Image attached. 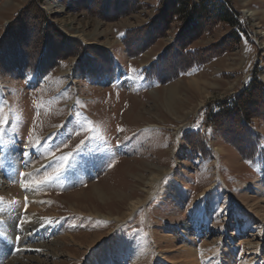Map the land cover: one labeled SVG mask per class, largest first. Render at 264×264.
I'll list each match as a JSON object with an SVG mask.
<instances>
[{
  "label": "rangeland",
  "instance_id": "obj_1",
  "mask_svg": "<svg viewBox=\"0 0 264 264\" xmlns=\"http://www.w3.org/2000/svg\"><path fill=\"white\" fill-rule=\"evenodd\" d=\"M165 1L0 0V214L15 206L17 216L9 231L0 216V264L20 254L23 264H264V160L237 149L248 131L264 147V88L249 130L238 112L208 118L251 78L264 85V0H213L228 3L236 28L212 15L184 24ZM130 29L129 41L149 37L134 54L122 42ZM156 61L166 75L148 80ZM30 63L48 67L17 71ZM135 198L144 204L128 212ZM27 200L45 218L21 251Z\"/></svg>",
  "mask_w": 264,
  "mask_h": 264
},
{
  "label": "trees",
  "instance_id": "obj_2",
  "mask_svg": "<svg viewBox=\"0 0 264 264\" xmlns=\"http://www.w3.org/2000/svg\"><path fill=\"white\" fill-rule=\"evenodd\" d=\"M43 0H35V3L40 4ZM165 1V0H163ZM164 3V11L167 14H170L171 17H176L182 19V22L184 24L187 23H194L198 22L203 18H207L212 15L216 19L220 21H225L231 27H237L236 17L235 14L232 12L231 7L228 5L227 2L224 1L223 3L215 2L213 0H166ZM200 19V20H199ZM138 33V30L136 29H130L127 31V33L124 35L122 42L125 44V49L128 51L129 54H134L135 50L137 48L139 49L144 45V43L149 39V37H145L143 41L142 39L138 40H130L129 39L132 36H135L134 34ZM231 34L236 35L235 31L231 32ZM233 38H235L233 36ZM238 40V39H236ZM105 52V51H104ZM42 55V54H41ZM43 55L41 56V58ZM105 57L111 62V57L107 54ZM40 58V59H41ZM102 63V62H100ZM159 61H156L152 64H150L148 67L144 69V75L145 78L148 80H159L160 78H164L166 74H161L157 68H160L158 66ZM24 64V63H23ZM20 65L21 67L16 68L19 69L17 71H20V74H23L24 76L28 74H36L40 75L44 73V71L47 69L48 65L45 67H40L37 64H28V65ZM35 64V65H34ZM195 64V63H194ZM93 68V66H91ZM100 67V68H99ZM97 69V73L100 70H108L105 65L99 64ZM191 67V66H190ZM189 67V68H190ZM186 67H183L182 69L178 70V73H181L185 70ZM188 68V69H189ZM89 73H91L90 70H88ZM108 74H110L107 71ZM114 74V73H113ZM95 75V74H94ZM264 85L261 84V82L256 79L255 77L251 78L245 85L240 89V91L236 94L231 96L230 98L226 99L224 101L225 104L217 103L214 104L210 110L208 111V118L211 121H218L222 115H236L237 112L239 114V117L242 119V123H245V129L249 130L248 128V120L252 117L251 115V109L257 105L258 102V96L260 89H263ZM248 122V123H247ZM236 131L237 130H234ZM189 136H194L193 134ZM246 142V146L237 145V149L240 151L242 155H244L248 159H263L264 160V147L259 146V141L257 139V136L252 133L251 131L247 132L244 135L243 142ZM242 142V143H243ZM191 145H193L191 143ZM248 146H250L248 148ZM193 148L197 149L198 144H194L192 146Z\"/></svg>",
  "mask_w": 264,
  "mask_h": 264
},
{
  "label": "bare ground",
  "instance_id": "obj_3",
  "mask_svg": "<svg viewBox=\"0 0 264 264\" xmlns=\"http://www.w3.org/2000/svg\"><path fill=\"white\" fill-rule=\"evenodd\" d=\"M50 11V10H49ZM56 11V10H55ZM92 11V14L93 15H97L98 17H99V19L102 21V22H104V21H106L107 19H111L112 18V15H102V13L101 12H96V11H94V10H91ZM242 12H244L246 15H248V14H251V12L250 11H248V10H245V11H243L242 10ZM243 13V14H244ZM98 19V20H99ZM102 22H100V24H102ZM99 24V23H98ZM99 26V25H98ZM95 29H94V31H96V28H97V26L96 27H94ZM99 30V29H98ZM82 33H77V34H75V35H71V37L72 38H78L79 39V37H80V35H81ZM166 92H167V94H165V105H166V108H167V110L168 111H173V109H174V106H175V100H176V88H175V86L174 85H170V86H168L167 87V89H166ZM13 157V156H12ZM10 158V157H9ZM16 161V160H15ZM17 163V162H16ZM15 163V164H16ZM12 164V163H11ZM14 164V165H15ZM13 165V164H12ZM11 166V165H10ZM12 167V166H11ZM11 167H8V168H11ZM29 167V166H28ZM13 169L15 168L14 166L12 167ZM32 169V168H31ZM15 170V169H14ZM9 171V170H8ZM11 171H12V169H11ZM164 172H161L160 171V173H157V174H152L150 177H149V179H148V185L150 186V187H152L153 185H155L157 182H159V179H160V177H161V175L163 174ZM3 183L4 182H1V184L3 185ZM254 184V187L255 188H257V186H255L256 185V183H253ZM210 186L211 185H208V186H206V188L204 189L205 191L206 190H208V189H210ZM260 193H262L261 194V196L262 197H260L261 198V200L260 201H262V202H264V188H258L257 189ZM90 193L91 194H95L97 197H99L100 199H104V198H106L105 196L106 195H104L103 194V192H102V190H100V189H98L97 187H96V185H92L91 186V188H90ZM34 199V198H33ZM108 199V198H107ZM37 200V199H36ZM28 201V200H27ZM30 201V200H29ZM28 201V205L27 206H25L26 208H27V210H26V212H25V214L23 215V219H22V224H21V227L25 230L24 232H27V234H24L23 236L25 237L23 240H22V242H21V244H24V243H27V245H24V246H22L21 247V251H24V250H26V251H28V249L29 248H31L30 246L31 245H29V243L28 242H30V241H28L29 239L31 240V238H33V239H35L36 238V234L35 233H32V231L31 230H33L34 228L36 229V227L38 226V225H40L41 224V222L42 221H44V218L43 217H41L38 213H37V209L41 206H39V202H36V203H30ZM144 204V202L142 201V199L141 198H135V199H132V200H130L129 201V203H128V206H127V208H128V212H133V211H135L137 208H139L141 205H143ZM21 205V204H20ZM23 205V204H22ZM1 206V205H0ZM13 207V206H12ZM20 207V206H19ZM3 208H6V207H3ZM40 209V208H39ZM15 211H16V209H15V206H14V208H13V210L12 211H7V210H5V211H2L1 212V214H0V216H3V217H1V221H2V228L5 230V231H9V230H11L12 228H13V225H14V220L17 218V216H16V218H15ZM39 212V211H38ZM42 213V212H41ZM42 215V214H41ZM108 217V216H107ZM14 218V219H13ZM109 218V217H108ZM16 221V220H15ZM24 221H28V223H24ZM180 226H182V227H185V228H187V226H186V224L184 223V222H181V225ZM53 227V226H52ZM181 227V228H182ZM57 228V226H54V229H56ZM28 230L29 231H31L30 233H28ZM43 235H45V233H41V235L40 236H43ZM13 237V236H12ZM11 237V238H12ZM234 235H232V237H231V239L234 241ZM178 239H180V238H178ZM185 239V238H184ZM19 240V239H18ZM176 240V239H175ZM181 241V240H180ZM35 242V241H34ZM173 243V242H172ZM32 244H34V243H32ZM259 245V244H258ZM35 246V245H34ZM41 246V245H40ZM179 247V249H183L184 251H183V254H182V256L184 255V258H182L183 259V262L182 263H188V262H186V261H188V260H191L190 259V257L189 258H187L186 256H188V254H191L192 252H193V248H191V247H186V244H182V245H179L178 246ZM178 247H176V245H174L173 246V248L172 249H170L169 251H175V250H177V248ZM37 248V247H36ZM186 250V251H185ZM258 250H259V248H258ZM27 253V252H26ZM161 253V252H160ZM2 254V253H1ZM20 254V253H19ZM25 255V254H24ZM24 255H22V254H20V255H17L16 257H13V258H15V261L14 262H17L16 260H18V262H19V264H23V258H24ZM257 255H259V252L257 253ZM4 256V255H3ZM28 257V256H27ZM26 257V258H27ZM227 256H225V263L224 264H226V261H227V258H226ZM12 258V257H11ZM31 258V257H30ZM207 258V257H206ZM37 259V258H36ZM263 259V261H264V258H262ZM27 260V259H26ZM206 260V259H205ZM208 260V259H207ZM206 260V261H207ZM12 261V260H11ZM38 261V260H37ZM192 261V260H191ZM254 261V260H253ZM29 262V261H28ZM209 262V261H208ZM175 263V262H174ZM6 264V263H5ZM11 264V263H10ZM25 264V263H24ZM27 264V263H26ZM177 264V263H176ZM190 264H195V262H190Z\"/></svg>",
  "mask_w": 264,
  "mask_h": 264
},
{
  "label": "snow or ice",
  "instance_id": "obj_4",
  "mask_svg": "<svg viewBox=\"0 0 264 264\" xmlns=\"http://www.w3.org/2000/svg\"><path fill=\"white\" fill-rule=\"evenodd\" d=\"M119 130H120V131H123V129H119ZM79 134H80V133H77V135H79ZM86 138H87V137H86ZM84 142H85V140L82 139V140L80 141V144H83ZM79 146H80V145H77V148H79ZM71 155H72V153L69 152V153H67L66 155L61 156V157H60V160H61V161H67V160H68V157L71 156ZM62 167H63V164H61L60 167H58V168L55 169V173L58 174L59 171H60V168H62ZM45 179H46V180H51V179H52V175H48V176H46ZM24 223H28V221H24Z\"/></svg>",
  "mask_w": 264,
  "mask_h": 264
}]
</instances>
